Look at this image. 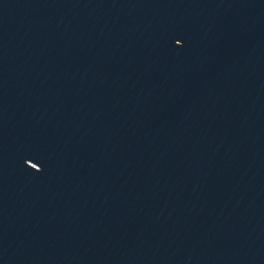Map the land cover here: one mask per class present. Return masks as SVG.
Instances as JSON below:
<instances>
[{
    "label": "water",
    "instance_id": "95a60500",
    "mask_svg": "<svg viewBox=\"0 0 264 264\" xmlns=\"http://www.w3.org/2000/svg\"><path fill=\"white\" fill-rule=\"evenodd\" d=\"M245 264H264V229L257 239Z\"/></svg>",
    "mask_w": 264,
    "mask_h": 264
}]
</instances>
